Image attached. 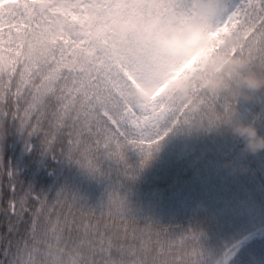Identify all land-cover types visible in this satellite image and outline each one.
I'll return each mask as SVG.
<instances>
[{
  "label": "snow or ice",
  "instance_id": "obj_1",
  "mask_svg": "<svg viewBox=\"0 0 264 264\" xmlns=\"http://www.w3.org/2000/svg\"><path fill=\"white\" fill-rule=\"evenodd\" d=\"M220 3L216 27L237 24L252 33L250 39L264 37V0ZM12 26L0 21V29L9 30L0 37ZM6 52L10 67L0 69V264H230L239 245L218 257L206 248L204 232L145 220L127 195L177 126L193 130L203 122L212 132L231 104L228 95L199 92V113L181 105L156 117L127 101L104 71L72 74L55 58L37 63L15 46ZM256 119L264 122V112ZM10 136L29 152L38 141L43 157L106 185V197L93 202L68 186L37 191L25 184L4 156ZM134 152L143 157L138 164L131 161Z\"/></svg>",
  "mask_w": 264,
  "mask_h": 264
},
{
  "label": "trees",
  "instance_id": "obj_2",
  "mask_svg": "<svg viewBox=\"0 0 264 264\" xmlns=\"http://www.w3.org/2000/svg\"><path fill=\"white\" fill-rule=\"evenodd\" d=\"M199 1L191 0L188 4L189 10L183 9L187 13L178 18L176 28L179 29L183 21L188 24L195 20H201L199 12L195 9V5ZM91 4L90 2L89 9L86 10V14L90 18H87L88 25L84 29H80L75 23H71L61 15L49 13L39 15L36 13L35 20L27 26L25 35L16 33L14 27L15 18L23 10L21 7H9L1 12L0 21H9L13 26L9 35L0 37V69L10 67L7 59L10 53L6 52L9 46L17 47L21 55L37 63H46L53 58L60 61L66 50L83 58L81 51L86 48V42L92 39L91 36H87V33L90 29L96 30L99 27L97 38L93 41V55L90 60H83L82 66L87 63L89 65H86L80 74L93 76L98 71H104L110 77L118 75V68L116 69L111 62L114 60L113 54L123 53L126 56L127 51H130L134 44V40L129 41L127 35L122 33L123 19L125 17L141 19L138 20L140 25L135 29L142 35L145 34L147 25H143L144 19L138 16L142 17L143 13L136 9L133 10V6H135L133 0H119L114 4L110 2L108 6L101 8L96 7L98 2ZM111 14H115L114 24L108 27L109 29H105L104 20ZM180 30L182 31L183 27ZM0 31L7 32L9 30L4 28ZM153 38L154 35L151 39ZM251 40L253 41L248 45L242 46L237 57H234L228 67L215 79H209V76L204 72L196 73L197 76L194 75L185 84L188 86L186 93H181L177 88L171 96L165 99L166 101H162L158 106L150 107L156 109V117L164 116L170 109L178 107L176 100L187 92H193L203 80L218 81L221 83V87L206 86L202 92L214 96L228 95L231 98V104L226 109L229 111V118H237L245 123H251L255 119L256 125L264 133V122L256 119L261 112H264V103L261 102V98H264V90L251 91L246 86L247 77L264 79V62H262L264 48L261 45L260 37ZM254 53L257 54V57L254 56ZM79 64L81 65V63ZM118 78V80L113 78V81L120 86L124 98L139 106L140 100L130 84L120 76ZM250 94H255L251 100L248 99ZM257 95L261 98L255 99ZM184 106L192 113H199L202 102L196 96ZM239 106H241L240 109ZM141 108L143 109V107ZM146 109H148V111L145 110L147 113L154 115L149 108ZM225 120L224 114L220 115L212 132L204 131L205 124L203 122L196 123L193 130L187 126H177L165 139V148H159V151L153 153L147 166L140 172L138 179L128 186L127 191L131 208L143 219L159 222L165 227L178 231H202L206 234L205 246L210 243L206 248L218 245L212 240L217 238L220 224L233 223L234 219H236L233 223L235 226L245 222L246 217L243 218L241 214L243 209L241 210L239 204L236 203L241 187L244 188L245 183L248 184L249 180L251 183H256L253 187V196L255 195L261 203L264 202V189L260 185L264 184V153L245 155L242 151L244 141L232 134L231 129L224 123ZM38 143V141H33L37 147L29 152L26 151L23 141L18 136H10L4 146L6 160L19 172L20 178L25 184L33 185L37 191H55L60 187L68 186L78 190L93 202L106 197V185L87 179L75 167L60 165L51 158L43 157ZM231 149L232 153L229 154ZM142 158L139 152H134L131 161L133 164H138ZM229 162H232L234 166H243L247 171L234 173L232 167H226ZM228 171L236 177L242 186H237V183L229 185V187L221 185L222 182H219L221 180H218L217 176L223 177V172ZM209 180H213L215 186H207ZM95 187H99L100 190H98V197L94 200L91 197L94 192L91 191ZM214 187L219 190L220 198H228L226 203L224 200L223 203L217 205L214 201H208V198L214 193ZM209 191L211 192L209 193ZM99 192L103 193L99 194ZM257 221L260 222L259 226L252 227L245 240L246 243H256L262 237V242H258L256 246L264 250V246L261 247L264 244L263 215L255 222ZM245 246H249L251 249L249 250L251 254L247 255L245 264H264L263 256H257L255 261L252 260L253 244ZM260 253L262 254V252L257 254Z\"/></svg>",
  "mask_w": 264,
  "mask_h": 264
},
{
  "label": "rangeland",
  "instance_id": "obj_3",
  "mask_svg": "<svg viewBox=\"0 0 264 264\" xmlns=\"http://www.w3.org/2000/svg\"><path fill=\"white\" fill-rule=\"evenodd\" d=\"M116 1L119 0H0V13L9 7L19 6L23 9L22 12L19 13V16L15 18L14 23L16 33L20 35H25L27 26L35 20L36 13L39 15H44L46 13L58 16L61 15L71 23H75V25H77L80 29H84V27H87L88 25L87 18H90V16L86 14V10L89 9L88 7L90 2L92 4L98 2L96 7L101 8L108 6L110 2L114 4ZM133 3L135 5L133 6V10L136 9L143 13L142 17L138 16L139 18L144 19L143 25H149L157 18V16H160L163 18V29L176 28L178 18L187 13V11L183 9L189 10L188 5L185 6L181 0H133ZM192 5L193 3L191 6ZM195 9L199 12L201 20L206 23L211 39L215 41V43L210 42V47L207 50L208 55L204 56L203 59H201L202 54L193 57L192 60L176 59L168 55L162 48L160 49V46L156 42L155 34H153V39H142V37L146 35V32L145 34L140 35L138 30L135 29L140 25L138 20L141 19L137 20L129 17H125L123 19L124 28L122 33L127 35L129 41L134 40V44L133 48L131 50L129 49L130 51H127L126 56H124L123 53L119 55L113 54L114 60L111 62L114 64L116 69L118 68V75L111 77V79L113 80L114 78L115 80H118V76L125 79L140 100L139 106L143 107V109L147 111L148 109L146 108H149L154 116H156V109L150 107L158 106L162 103V101H166L165 99L176 91L178 83L187 84V82L199 72H204V74L208 75L211 80L215 79L218 74H221V72L228 67L231 60L234 57H237V54L240 52L242 46L244 44L248 45L251 41H253L250 39L252 33L250 31H239L237 24H233L231 28L227 25L223 27H216L220 16L223 14V8L220 0H200L195 5ZM114 17L115 14H111L110 17L104 20L105 29H109L108 27H111V25L114 24ZM125 25L129 27L125 28ZM184 25L186 24L183 21L181 27H184ZM98 30L99 27L96 30L90 29L87 33V36H91L90 38L92 39L91 41L86 42V48L81 51L83 58L81 56L77 57L76 53L72 51H64V57H62L59 61L64 71L72 74H80L86 65H89V63H87L85 66H82L83 60L85 59L88 61L91 59V55H93L92 46L94 45L93 41L97 38ZM260 39L261 45L264 48V37H260ZM134 51L136 52L135 54L139 56H136ZM254 56L257 57V54L254 53ZM198 61V66L193 67V64H196ZM262 62H264V57H262ZM79 63H81V65ZM207 82L208 80H203L200 83V86L193 92H187V94L178 98L176 100L177 105L184 106L192 99H195L197 93L202 92L205 89ZM162 93L163 95H161ZM254 97L255 94H250L248 99L251 100ZM224 117L226 119L229 118V111L225 110ZM164 141L160 145V149L165 148ZM231 153L232 149L229 154ZM41 158L43 159L42 156ZM231 174L232 173L229 171L223 172V177L217 176V179L221 180L219 182H222L221 185L223 186L229 187V185L235 183H237V186H242L240 182L236 180V177ZM212 181L213 180H209L207 182V186H215L213 183L214 181ZM255 185L256 183H251L250 180L248 184L245 183L244 188L241 187V192L238 194L239 198L236 201L241 210L243 209L241 214L243 218L246 217L244 220L245 222L235 226L233 223L236 219H234V221L232 220L233 223L229 222V224H220L219 234L215 239L216 241L212 240L215 243L217 242L218 245L216 244V247L211 246L207 248L219 257L222 256L228 248L233 247V245H239V249L230 264H245L247 255L251 254L249 253L251 252L249 251L251 250L249 249V246H245L249 244L254 245L252 260L255 261L257 256L264 257V250H261L256 246L257 243H261L262 240L256 243L243 244L244 239L249 235L252 227L259 226L260 222L255 221L260 219L262 215L264 217V202L261 203L256 199L255 195L253 196V187ZM260 185H262V188L264 189V184ZM221 189L223 190L224 188L222 187ZM98 190H100V188L95 187L91 191L94 192L91 194V197H93L94 200L98 197ZM218 191L219 190L215 188L213 190L214 193L211 194L208 201H214L217 205L223 203L224 200L226 203L228 198H220ZM210 192L211 191H209V193ZM101 193L103 192H99V194ZM209 245L210 243H208L206 247ZM263 246L264 244L261 245V247ZM258 252H262V254H257Z\"/></svg>",
  "mask_w": 264,
  "mask_h": 264
},
{
  "label": "clouds",
  "instance_id": "obj_4",
  "mask_svg": "<svg viewBox=\"0 0 264 264\" xmlns=\"http://www.w3.org/2000/svg\"><path fill=\"white\" fill-rule=\"evenodd\" d=\"M163 18L157 16L149 25L146 26V35L142 37L144 40L156 36L157 44L170 56L180 60H192L193 57L201 55V59L208 55L210 42L215 43L211 39L210 33L203 20H195L184 25L181 31L178 28L163 29ZM129 26L125 25V28ZM134 27V26H133ZM199 61L193 64L198 66ZM235 63V62H234ZM209 87H221L218 81H209ZM246 86L251 91L264 90V79L258 77H247ZM177 87L181 93H186L187 85L178 83ZM163 95V93L161 94ZM224 123L231 129L232 134L244 141L242 149L245 155H259L264 153V133L260 127L253 123H245L237 118H229ZM226 167H232L234 173H243L247 169L243 166H234L229 162Z\"/></svg>",
  "mask_w": 264,
  "mask_h": 264
}]
</instances>
